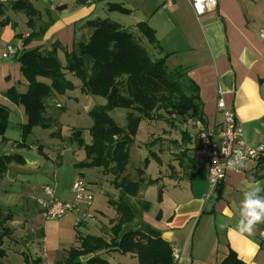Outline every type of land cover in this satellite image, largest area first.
<instances>
[{"label":"crops","instance_id":"crops-1","mask_svg":"<svg viewBox=\"0 0 264 264\" xmlns=\"http://www.w3.org/2000/svg\"><path fill=\"white\" fill-rule=\"evenodd\" d=\"M17 1L0 0L1 104H9L3 96L9 89L26 91L27 82L16 59L21 51L56 50L58 59L64 60L63 50L70 52L75 42L88 37L84 28L87 20L114 18L111 21L117 20L113 22L127 29L146 22L155 30L162 50L160 55H168L166 63L173 60L174 70H182L197 86L206 126L211 128L222 123V114L216 110V103L221 99L234 112L245 144L264 147V39L259 36L264 30V0H217L216 9L200 17L194 14L187 0H91L86 5L77 4V0H27L37 12L31 18L12 8ZM108 3H119L129 13L109 12ZM8 46L19 48L17 56L2 57ZM103 104L102 99L82 95L78 89L49 98L46 116L56 119L54 127L48 130L49 138L60 141L50 145L51 151L38 143L29 144L26 149L15 148L14 144L21 139L12 142L7 125V143H0V155L21 154L25 163L10 164L0 177V210L12 216L6 223L12 234L2 240L5 251L2 264H63L67 251L78 245V237H110V228L118 217L113 205L119 200L129 207L133 219L121 227L118 237L139 232L148 238H160L179 250L181 260L176 262L172 258L173 264H221L230 250L245 264H264V222L256 225L251 233L230 230L239 220L238 206L243 191L249 186L264 189V170L257 166V160L247 161L240 173H229L215 193L206 198L207 159L195 135L197 147L189 152L190 161L183 167L174 158L177 154L174 147L161 149L157 145L158 152L149 151L148 165L134 168L136 177L130 174L132 167L127 166L124 175L139 183L138 193L133 197L114 188L113 177L95 168L109 185V189L103 188L104 198L99 199V208L108 207L112 211L110 215L106 211L101 214L108 216L104 215L106 224L96 221V230L102 232L100 236L90 235V231L81 233L72 213L58 220H45L38 204L46 198L43 186H51L61 201H73L71 186L82 170L74 164L84 159V152L69 142L70 134L83 129L84 143H91L88 129L92 121L78 127L73 125L74 121L64 120V116L71 112L89 117L96 106ZM11 108L10 115L17 113L19 125L24 124L22 108L13 105ZM124 117L121 113L123 125ZM56 130L60 137H51ZM152 133H148L146 142L140 143H136V135L130 156L134 147L142 150L151 145L153 140L148 141ZM165 135L162 132L159 136L162 144ZM169 136L172 145L177 146L175 141L179 143V138L174 133ZM160 138L154 137V140ZM39 146L43 155L37 151ZM7 147L9 152L5 153ZM24 151L36 152L42 158L28 159ZM170 155L172 161H164ZM152 161L157 165L153 166ZM260 195L264 196V191ZM94 206L93 199L91 207ZM221 225L227 227L221 228ZM93 257L82 256L79 262L88 264ZM101 258L106 264H139L136 257L128 254L111 253Z\"/></svg>","mask_w":264,"mask_h":264},{"label":"trees","instance_id":"trees-1","mask_svg":"<svg viewBox=\"0 0 264 264\" xmlns=\"http://www.w3.org/2000/svg\"><path fill=\"white\" fill-rule=\"evenodd\" d=\"M89 2L91 0H77L79 5ZM12 8L24 12L29 18L37 15L27 0L14 2ZM107 10L129 13L119 3H108ZM84 28L89 33L88 37L75 42L70 52L63 50V62L58 59L56 50L41 53L34 48L23 50L16 57L27 88L24 93L15 88L3 93L9 104L0 103V143H7L5 132L12 105L22 108L26 118V122L20 125L21 140L14 147L26 149L29 148L26 137L34 128L49 130L55 125L56 119L46 116V101L52 96H64L78 89L82 95L102 99L104 104L89 113L92 121L88 129L89 145L82 139L83 129L73 130L68 138L71 144L84 152V159L74 167L101 169L113 177L111 183L114 188L133 197L138 193L139 183L131 181L124 173L140 123L181 121L184 124L190 122L193 126L194 121L199 120L205 124L198 88L182 70L168 71L165 63L168 55H160L162 50L155 30L146 22L127 29L108 18H97L87 20ZM114 109L125 110L123 126L110 117L109 112ZM161 131L167 129L162 128ZM57 132L50 136L60 137ZM180 134V141H175V144L183 146L178 153L179 164L183 167L190 161L188 154L195 150L197 142L187 130L180 131ZM37 151L42 154L41 146ZM155 160L160 162L157 157ZM256 160L257 166L264 170V154ZM148 162L145 158L144 167ZM24 163L21 154L0 155V177L10 164ZM113 206L118 217L110 228V237H78V245L67 251L63 264H80L79 258L90 254L94 257L88 264H106L101 256L111 253L134 256L139 264H173L171 246L160 238H148L139 232L118 237L121 227L133 219V214L122 200ZM11 218L10 213L0 210V264L5 256L2 240L12 234L6 226ZM221 264L245 263L230 250Z\"/></svg>","mask_w":264,"mask_h":264},{"label":"built area","instance_id":"built-area-1","mask_svg":"<svg viewBox=\"0 0 264 264\" xmlns=\"http://www.w3.org/2000/svg\"><path fill=\"white\" fill-rule=\"evenodd\" d=\"M197 17L206 12L214 11L217 6V0H187ZM170 5V2H168ZM166 7V6H165ZM260 38L264 39V30L259 32ZM18 47L8 46L3 58L11 55L17 56ZM216 110L222 114V123L215 127H207L203 122L196 120L193 123L196 141L207 159V185L208 191L206 198L212 196L218 186L223 183L229 173H240L242 169L229 170L222 167L227 159H230L238 150L243 153L245 163L250 160H256L264 154L263 146L250 147L245 144L240 128L236 123L234 112L228 108L224 102L219 99L216 103ZM216 163H213V162ZM45 195L44 200L38 201L40 214L45 220H58L66 214L72 213L75 217V226L87 224L94 221V216L90 212L93 202V195L86 185H82L79 180L73 182L71 191L73 201L71 203L63 202L54 195L51 186L45 185L42 188ZM172 258L178 262L181 260V254L175 247L171 248Z\"/></svg>","mask_w":264,"mask_h":264},{"label":"rangeland","instance_id":"rangeland-1","mask_svg":"<svg viewBox=\"0 0 264 264\" xmlns=\"http://www.w3.org/2000/svg\"><path fill=\"white\" fill-rule=\"evenodd\" d=\"M113 16H115L113 14ZM114 18H111V20ZM113 21H117V20H113ZM60 61L63 62V60L59 59ZM166 63V62H165ZM174 61L171 60L168 63H166L167 69L170 72H173L174 69H176L173 66ZM125 114V110L123 109H114L112 111L109 112L110 117L119 125H123V122L120 120V114ZM19 115L17 113L10 115V119H9V137L11 138V141H18L21 139V129H20V125H19ZM64 120L69 121V123H71V121H74L73 125H78V127H85L86 125L91 124V119L87 116V115H81V116H77L74 113L69 112L68 114H66L64 116ZM68 125H72L69 124ZM185 123V122H184ZM182 123L181 121H174V123H171L170 121H168L167 123H163V122H146V121H142L139 125V133L137 135V139H136V143H140L142 141H147L148 138H146L148 136L149 132H153L151 134V136L149 137V141L154 140V137L160 138L159 136H161L162 128H166L167 131L163 132V133H167V135H165V143L162 144L161 138L156 140L155 143H151L150 146H146V148H143L142 150H138L136 147H134V151H132L131 156H130V162L128 164V167H132L130 170V174L133 175L134 177H136L137 173L134 170V168H138L140 165H143L144 159L148 158L150 159L151 154L149 151L152 152H158V147H160L161 149H166V148H172L174 147L175 152H177V154L174 156L175 159H177L178 157H180L178 155L179 150L181 151L183 149V146H173L171 141V135L172 133H174V137L179 138L180 137V131L182 132V130H187L189 132H192L191 135H195L194 132V127L191 125L190 122H187L186 124ZM174 125V126H173ZM64 130H66V126L64 128ZM63 130V131H64ZM180 130V131H179ZM60 141H58V139H50L49 138V131L48 130H44V129H40V128H34L31 132V134L29 136L26 137V143L30 144V145H36L35 143H38L37 145H42L44 147V149L51 151L50 145L54 144V143H59ZM147 142V143H148ZM153 142V141H152ZM157 145V146H156ZM137 151V152H136ZM9 152V148H6V152ZM26 157L28 159H37L40 156L36 153V152H26L24 151ZM162 153V152H161ZM39 156V157H38ZM161 157V156H160ZM42 158V157H40ZM162 158V157H161ZM43 160V159H42ZM167 162L172 161V156H168L167 158L165 157V160ZM252 162V161H251ZM152 165L156 166L157 163L155 161H152ZM144 166V165H143ZM80 175H78V180L80 181V183L82 185H86L87 188L89 189V191L92 193L93 195V199L95 200V206L90 208V212L93 214V216L95 217L94 221L88 222L91 223L89 224L88 227L83 225H79L78 230L81 233H86L90 235H97L100 236L102 234V232L100 230H96V221L97 222H101L103 224L107 223V219L104 218V215H110L109 213H112L111 208L106 207L105 210H103L102 208H99L100 205V198H104V194H103V188H108L109 185L107 183V179L104 178V176L98 172V170H96L95 168H85L82 170L78 171ZM109 189V188H108ZM93 204V202H92ZM91 204V205H92ZM97 204V205H96ZM104 211H106L107 215L104 214L103 216L101 215L102 213H104ZM108 217V216H107ZM87 231H90L89 233Z\"/></svg>","mask_w":264,"mask_h":264},{"label":"clouds","instance_id":"clouds-1","mask_svg":"<svg viewBox=\"0 0 264 264\" xmlns=\"http://www.w3.org/2000/svg\"><path fill=\"white\" fill-rule=\"evenodd\" d=\"M213 163H216L215 161ZM222 167L229 170H238L246 167L245 157L239 150ZM264 191L260 187H251L243 191V199L238 206L239 220L234 229L241 233H251L256 225L264 222V196L260 193ZM227 225H221L225 228Z\"/></svg>","mask_w":264,"mask_h":264}]
</instances>
